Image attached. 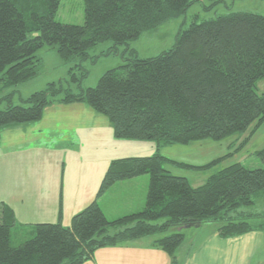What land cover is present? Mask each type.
Returning a JSON list of instances; mask_svg holds the SVG:
<instances>
[{
  "label": "trees",
  "instance_id": "1",
  "mask_svg": "<svg viewBox=\"0 0 264 264\" xmlns=\"http://www.w3.org/2000/svg\"><path fill=\"white\" fill-rule=\"evenodd\" d=\"M196 0H83V23L56 19L60 0H0V83L15 86L37 75V50L55 45L59 57L89 58L87 50L111 40L110 48L126 45L127 57L106 70L94 87L72 93L54 82L23 100L0 109V126L41 117L57 103H85L104 114L115 138L155 141L157 147L250 132L264 123V91L256 82L264 76V16L245 11L192 21L178 32L173 47L159 55L138 58L129 40L179 16ZM222 0H211L213 6ZM72 68L82 69L80 63ZM71 73L72 80L85 77ZM262 167L232 163L199 185L172 174L165 161L186 169L204 165L170 160L158 151L110 161L97 196L115 182L148 176L142 209L109 219L96 199L75 213L67 226L60 222L29 225V236L12 238L13 209L1 202L0 264H84L96 250L143 236L172 232L153 245L177 264L183 229L213 223L222 238L264 231V212L238 210L264 196V147L254 153ZM209 226V225H206ZM114 227V231L112 228Z\"/></svg>",
  "mask_w": 264,
  "mask_h": 264
},
{
  "label": "rangeland",
  "instance_id": "2",
  "mask_svg": "<svg viewBox=\"0 0 264 264\" xmlns=\"http://www.w3.org/2000/svg\"><path fill=\"white\" fill-rule=\"evenodd\" d=\"M210 5L211 0L194 1L184 13L129 40L128 47L135 50L138 58L152 57L173 47L178 32L192 21L237 11L264 16V0H222ZM56 19L81 25L83 0H60ZM112 45L111 40L99 42L87 50L90 57L85 60L79 57L63 60L55 45L43 46L36 52L40 61L36 76L15 86L0 83V109L6 108L8 102L27 106L23 100L45 89L51 82L56 88H68L72 93L94 87L106 70L121 64L123 57L128 55L126 45H118L116 52L110 49ZM77 63L82 69L72 68ZM84 71L85 77L78 81L71 79V73L80 78ZM256 91H264V76L256 82ZM250 129L219 140L205 138L157 147L152 140L115 138L107 116L85 103L54 102L44 108L37 120L0 126V214L1 202L13 209L16 224L11 231L15 242L29 236L28 228L32 223L60 222L67 226L71 217L94 199L109 217L116 202L109 200V189L98 196L97 192L110 161L121 157L146 156L158 151L170 160L193 165L219 159L206 169H186L168 161L162 164L174 175L184 173L194 185L203 183L211 174L235 162L248 168L262 167V161L254 153L264 147V123L242 144ZM121 200L123 198L119 199L123 202ZM238 210L263 213L264 196L256 198L254 205ZM211 225L213 223L183 229L185 238L176 251L177 264L181 263L188 247ZM110 229L114 231L115 228ZM171 232L143 237L155 239ZM97 251L99 255H94L99 263L108 256V250ZM160 255H166L170 264V256L160 249L154 256V264H166ZM149 258L153 264V256ZM139 263L137 259L133 264Z\"/></svg>",
  "mask_w": 264,
  "mask_h": 264
},
{
  "label": "crops",
  "instance_id": "3",
  "mask_svg": "<svg viewBox=\"0 0 264 264\" xmlns=\"http://www.w3.org/2000/svg\"><path fill=\"white\" fill-rule=\"evenodd\" d=\"M177 175L187 178L184 173ZM188 181L192 184L190 179ZM147 185L148 177L145 175L115 182L109 188V200L112 203L116 202V205L113 204L112 213L107 217L112 219L142 209ZM120 198H123L121 200L123 202L119 201ZM153 240L154 238L142 237L105 247L108 250L106 258L98 263L96 255H93V258L85 263L133 264L138 259L139 264H150L149 257L153 256L154 264V256L158 254L159 248L153 245ZM96 252L97 250L95 254L99 255ZM160 256H163L166 264L169 263L166 255ZM180 264H264V231L257 230L235 237L222 238L208 227L200 239L188 247Z\"/></svg>",
  "mask_w": 264,
  "mask_h": 264
}]
</instances>
